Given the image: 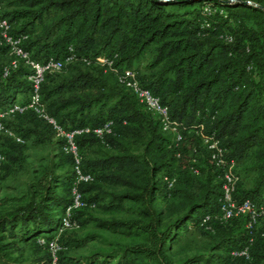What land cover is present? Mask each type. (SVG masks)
I'll use <instances>...</instances> for the list:
<instances>
[{"label":"trees","instance_id":"16d2710c","mask_svg":"<svg viewBox=\"0 0 264 264\" xmlns=\"http://www.w3.org/2000/svg\"><path fill=\"white\" fill-rule=\"evenodd\" d=\"M7 5L12 8L0 18L8 20L12 34L28 36L23 47L31 58L64 62L61 71L47 73L41 83L46 112L66 130L111 123V132L102 138L92 132L75 136L80 168L92 178L78 186L87 205L75 211L77 230L93 222L138 238L77 258L67 255L70 245L94 235L67 239L77 230L64 231L60 259L72 264H264V213L251 227L243 216L212 217L209 229L201 225L204 216L219 212L230 159L237 166L249 158L254 171L249 188H241L238 178L233 200L248 199L257 208L264 203V0H7ZM45 17L41 35L33 38ZM145 54L150 55L145 65L150 73L136 69L138 80L167 106L175 133L165 132L159 118L117 82L115 70L131 68ZM69 55L74 62H66ZM100 56L106 61L97 62ZM9 60L0 36L1 109L18 99L26 104L32 92L30 70L22 62L3 75ZM76 63L88 69L55 78ZM12 116L29 124L21 129L22 140L42 143L54 132L31 109ZM6 138L11 142L0 149V171L21 155V142ZM206 139L217 140L225 150L224 167L215 164ZM58 142V166H66L62 172L47 166L26 193L0 199V264H20L16 251L25 243L37 246L38 264L49 262L47 245L38 239L57 235L75 179L74 158L64 152L63 140ZM94 146L105 152L85 158L83 153ZM164 177L174 179L171 187ZM8 203L12 206L5 209ZM97 208L136 216L94 218L89 212ZM191 227L209 239L207 252L175 262L169 253ZM244 248L247 256L231 254Z\"/></svg>","mask_w":264,"mask_h":264},{"label":"built area","instance_id":"2783aa9c","mask_svg":"<svg viewBox=\"0 0 264 264\" xmlns=\"http://www.w3.org/2000/svg\"><path fill=\"white\" fill-rule=\"evenodd\" d=\"M1 4V2H0ZM211 9L208 6L204 7V11L209 13ZM0 36L2 40L9 48L10 60L7 65L4 66L3 75L5 76L10 69L17 68L22 62L30 70L29 80L32 82V92L30 94L29 101L26 104L21 102H14L9 108H0V133L14 138L18 142H22L20 136H18L12 128H9L4 123V118L12 116L15 113H22L27 109L33 110L40 118L46 120L54 131L55 136L63 140L62 148L65 153L71 154L74 158L73 171L75 179L71 188V203L66 207L62 217L61 226L57 235L53 238L46 240L44 237L39 238L40 244H46L50 252V259L48 264H72L69 261H62L60 259V252L64 251V247L59 242V237L64 231L77 230L79 228L78 219L75 217V211L85 207L87 204L83 199L82 193L78 186L81 182L90 181L92 178L89 174H84L80 168L81 156L79 149L75 141V136L81 133H94L97 137L102 138L104 134L111 132V123L108 122L102 127H96L90 129L89 127L66 130L57 121L50 116L45 109L44 104L41 102L40 87L47 73L59 72L63 68L64 62L53 57H49L44 61H37L31 58L29 52L23 47V42L27 39L26 34L14 35L11 33V26L6 18H0ZM75 57L69 55L66 58V62H74ZM106 59L104 56L97 58V62L103 63ZM117 82L119 85L129 88L137 97L139 102L155 114L161 123L162 129L165 132L175 133V129L170 125L169 112L167 106L161 104L160 99L154 95L145 87H143L138 80L137 72L131 68H124L121 70H115ZM176 138L179 139V135L176 133ZM208 142V139L205 140ZM208 147L212 149V159L218 166L225 165V150L221 148L217 140L210 139ZM4 162V156L0 152V167ZM236 161L230 159L229 163L225 167L223 178V194L219 212L214 215H206L201 220V225L209 229L207 222L213 217L219 221H226L233 217H245L246 226L251 227L258 223V215L264 213V203L257 208L250 200L246 199L241 202H236L232 198V193L235 189V184L238 180V174L235 172ZM168 187H171L174 183V179L168 177L163 178ZM232 255H246L247 248L241 250H233Z\"/></svg>","mask_w":264,"mask_h":264},{"label":"rangeland","instance_id":"374dc122","mask_svg":"<svg viewBox=\"0 0 264 264\" xmlns=\"http://www.w3.org/2000/svg\"><path fill=\"white\" fill-rule=\"evenodd\" d=\"M12 7L7 5V0H4L0 5V13L10 10ZM47 24L46 17L43 19V23H37L35 32L32 37L40 36L43 27ZM150 55L145 54L139 60L132 64V68L139 74H149L150 71L145 69V65L149 61ZM87 70L88 68L80 63H76L67 66L62 72L56 74L55 78L62 80L69 78L75 70ZM88 91L94 92L95 88H91ZM18 99L17 101H19ZM4 123L12 128V130L21 136L22 128H26L29 124L21 120L18 117L9 116L4 118ZM23 138V137H22ZM21 144V155L16 163H12L9 160L6 165L8 167L2 168L0 171V199L9 198L12 196H21L27 192L28 185L37 180L44 169L49 166L54 168L57 173L62 172L66 166L59 168L58 164L61 161L59 156V139L55 136L54 132L49 133L48 139L42 143H35L33 138L24 139ZM6 136L0 133V149L4 150L10 145ZM105 152L101 147L94 146L88 151L83 153L85 158H94ZM58 166V167H57ZM238 172V178H240V187L249 188L252 184L254 171L252 169V162L249 158L240 161L235 167ZM71 170V168H70ZM12 204L8 203L4 207L5 209L11 208ZM94 218H130L136 216L131 211L117 212L115 214L104 213L100 208L89 212ZM87 234H93L94 237L88 238L82 244L72 243L70 249L67 252L68 256L82 258L90 255L93 252H99L106 250L113 245L112 243H135L138 241L136 235H124L120 233H111L107 230L100 229L95 226L93 222H88L80 230L69 232L67 239H81ZM43 238V237H42ZM209 239L201 234L198 230L191 227L185 231L178 242L174 245L172 251L169 253L171 258L177 262V260L185 258L193 254H205L207 252V244ZM16 255L19 258L20 264H38L37 258L41 255L37 246L33 243H25L19 245Z\"/></svg>","mask_w":264,"mask_h":264}]
</instances>
